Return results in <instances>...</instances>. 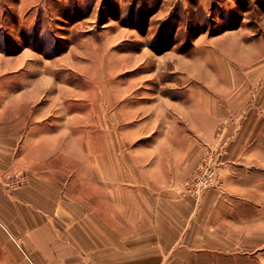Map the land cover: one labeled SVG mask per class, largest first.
I'll return each instance as SVG.
<instances>
[{"label":"crops","instance_id":"obj_1","mask_svg":"<svg viewBox=\"0 0 264 264\" xmlns=\"http://www.w3.org/2000/svg\"><path fill=\"white\" fill-rule=\"evenodd\" d=\"M22 55L13 70L0 57V71L25 70L30 57ZM47 66L18 77L14 95L0 102V264H264V177L231 184L226 176L230 188L198 202L180 193L201 153L194 120L213 121L207 107L201 112L208 98L166 94L162 111L155 103L126 117L112 106L97 126L105 114L98 97L100 129L87 143L79 123L57 115L69 113L70 98ZM20 174L24 184L5 185Z\"/></svg>","mask_w":264,"mask_h":264},{"label":"rangeland","instance_id":"obj_2","mask_svg":"<svg viewBox=\"0 0 264 264\" xmlns=\"http://www.w3.org/2000/svg\"><path fill=\"white\" fill-rule=\"evenodd\" d=\"M27 53L25 70L0 71L6 73L0 102L14 95L18 77L45 63V73L69 92V113L57 115L79 123L94 143L100 129L94 124L109 122L112 106L126 117L133 108L148 113L155 103L162 111L166 94L208 98L201 112L207 107L213 121L194 120L204 133L201 153L180 193L198 202L211 190L230 188L226 176L231 184L264 177V0H0L2 65L11 61L13 70ZM58 88L50 94L56 102L64 95ZM98 97L104 98L102 121L94 120ZM25 178L12 175L5 185L21 186L17 181ZM258 190L264 209V187ZM235 191L229 193L242 190ZM259 232L264 252V217Z\"/></svg>","mask_w":264,"mask_h":264},{"label":"built area","instance_id":"obj_3","mask_svg":"<svg viewBox=\"0 0 264 264\" xmlns=\"http://www.w3.org/2000/svg\"><path fill=\"white\" fill-rule=\"evenodd\" d=\"M17 182H19V184L21 185V184H23L24 182H25V180L24 179H18V181ZM10 183H8V185H9Z\"/></svg>","mask_w":264,"mask_h":264}]
</instances>
